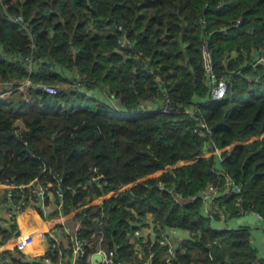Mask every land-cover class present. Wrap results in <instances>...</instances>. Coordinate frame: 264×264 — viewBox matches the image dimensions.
Returning <instances> with one entry per match:
<instances>
[{
	"label": "trees",
	"instance_id": "obj_1",
	"mask_svg": "<svg viewBox=\"0 0 264 264\" xmlns=\"http://www.w3.org/2000/svg\"><path fill=\"white\" fill-rule=\"evenodd\" d=\"M205 40L229 78L214 103ZM225 176L243 187L242 203L223 194L206 213L201 198L174 199ZM0 185L40 216L52 203L57 219L62 204L74 233L46 253L55 264H73L71 235L87 242L80 264L101 248L114 264H264L248 227L213 229L242 209L264 216V0H0ZM12 222L1 244L16 235ZM138 229L189 238L169 263L167 246Z\"/></svg>",
	"mask_w": 264,
	"mask_h": 264
},
{
	"label": "built area",
	"instance_id": "obj_2",
	"mask_svg": "<svg viewBox=\"0 0 264 264\" xmlns=\"http://www.w3.org/2000/svg\"><path fill=\"white\" fill-rule=\"evenodd\" d=\"M202 22L204 25L207 24L206 21H204V20H202ZM240 22L241 21H239V23ZM201 55H202V65H203V68H204V71H205V74L207 77V84L210 88L211 103L220 101L221 99H223L226 96V94L229 90V78L226 75H224L222 77H220L218 75L217 70H216L215 59L213 57V50L211 49L208 40H205L202 47H201ZM30 85H31V83H30V81H28L25 88H29ZM22 88H24V87H22ZM43 89L50 92V93H57L56 89L53 87H49V86L45 87L44 86ZM112 100H115L114 96H112ZM171 104H172L171 98L168 95H166L165 100L161 105L162 110L164 112H171V110H172ZM139 108L142 111H147V107L145 105H141ZM196 120L199 122L200 127L207 129L209 135H212L211 130L208 129L207 124L205 122H203L198 117H196ZM212 146L214 148V151L221 158V161H223V156H222L221 150L214 145H212ZM203 153L207 154L206 148L203 151ZM8 187L11 189L13 188L12 186H8ZM243 191H244V189L240 184H238L230 176H225V181L223 184L220 182L216 185H209L199 195L191 196L190 198L185 199L181 194H176L174 196V199L178 203H183L186 200H188L187 203H193V202L197 201L199 198H201L204 202L205 212L210 213L213 210V201L216 198L220 197L223 194H228L231 192H235L236 194L239 195V194H242ZM39 194L44 196L45 192L41 191ZM243 196H244L243 194L240 196V200H239L240 203H242L244 201ZM58 208H59V213L57 215L56 220L63 227L60 229H62L63 231H67L68 234H71L66 229V216H64L62 204H60ZM27 211L29 214L35 213V210H34L32 205H29V207L27 208ZM240 214H241V217L254 215L264 224V216H262L261 214H259L257 212H252V211H249L246 209H242L240 211ZM221 216L224 217L223 221H226L225 216L224 215H221ZM57 229H59V228H57ZM57 229L55 228L54 230H52L48 234V236L46 237L50 243L49 246L46 247V250L40 249L37 253L32 254L30 256L31 260H33L34 262H37V263H40V261H41V263H44V264H55L52 257L48 256L46 253L48 252V250H59V248H60L59 242L57 240L58 239ZM154 235H155V242L157 241L160 245L167 246V248H168V252L166 255V261L169 263L175 261L177 258L178 249L181 246V244H180V246L174 244L172 242V239L180 236L179 230L170 229V230L163 231L160 235H157L156 233H154ZM135 237L141 238V237H148V236L145 234L144 229H138L135 232ZM86 243H87L86 241H80L78 238L71 235V244H72V247L74 250V254L77 257H79V259H84L85 257H87L86 248H85ZM141 250H142L141 248H138V251L140 253H141ZM95 255H100L103 257L100 264H114L113 254L111 252H107L103 248L99 249V251L96 254L89 255V259H90L92 264H93V257ZM0 264H13V263L11 262L10 258H4L2 261H0ZM144 264H150V263L146 262Z\"/></svg>",
	"mask_w": 264,
	"mask_h": 264
},
{
	"label": "crops",
	"instance_id": "obj_3",
	"mask_svg": "<svg viewBox=\"0 0 264 264\" xmlns=\"http://www.w3.org/2000/svg\"><path fill=\"white\" fill-rule=\"evenodd\" d=\"M206 150L209 155H215L219 164L222 162L212 145H207ZM14 197L11 188L7 185H0V228L8 227L11 220L18 227L15 236L4 244L0 243V261L4 258L12 257L22 264H40L31 260L30 256L37 253L40 249L46 250V247L49 246L50 243L46 237L52 230L57 229L59 223L56 218L50 215L54 208L52 207V203L45 206L43 204L42 208L44 209L45 216H40L37 213L35 215L29 214L27 210L21 209L20 204L14 200ZM220 218L213 222V229L215 231L222 232L228 228L248 227L251 231V243L257 251L259 259H264V224L256 216H243L228 221H223L221 215ZM69 226L67 230L71 229H69ZM70 231L69 233H74V230ZM144 231L147 236L152 233V240L155 241L153 230L144 229ZM57 233L59 245H67L68 232L59 228L57 229ZM188 238V235L180 232V236L173 238L172 242L180 246L181 242ZM76 259V255L70 258L73 264H75ZM93 264L95 263L93 262Z\"/></svg>",
	"mask_w": 264,
	"mask_h": 264
},
{
	"label": "water",
	"instance_id": "obj_4",
	"mask_svg": "<svg viewBox=\"0 0 264 264\" xmlns=\"http://www.w3.org/2000/svg\"><path fill=\"white\" fill-rule=\"evenodd\" d=\"M102 259H103L102 256H100V255H95V256L93 257V262H94L95 264H98L99 262L102 261ZM75 264H80V259H79V257H77V259H76V261H75Z\"/></svg>",
	"mask_w": 264,
	"mask_h": 264
},
{
	"label": "rangeland",
	"instance_id": "obj_5",
	"mask_svg": "<svg viewBox=\"0 0 264 264\" xmlns=\"http://www.w3.org/2000/svg\"><path fill=\"white\" fill-rule=\"evenodd\" d=\"M33 215H35V213H33ZM224 217H222V219H223Z\"/></svg>",
	"mask_w": 264,
	"mask_h": 264
}]
</instances>
